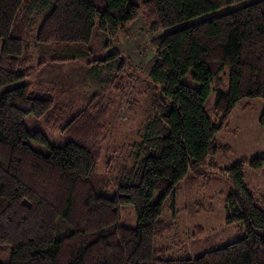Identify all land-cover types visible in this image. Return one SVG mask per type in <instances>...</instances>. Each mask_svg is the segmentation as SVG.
Segmentation results:
<instances>
[{"label": "trees", "instance_id": "obj_1", "mask_svg": "<svg viewBox=\"0 0 264 264\" xmlns=\"http://www.w3.org/2000/svg\"><path fill=\"white\" fill-rule=\"evenodd\" d=\"M243 1L54 0L43 16L42 0H0V87L46 67L34 65L31 51L39 45H87L97 25L111 39L129 38L132 26L143 22L157 33ZM150 43L156 62L149 79L159 94L140 141L131 145V161L112 181H99V190L93 178L114 136L111 117L131 86L123 65L109 92L95 94L75 115L72 104L38 96L30 83L0 95V257L8 253L0 264H264V195L245 183L246 167L264 177V157L217 165L232 151L219 145V136L236 106L264 100V0ZM119 60L116 53L93 63L101 70ZM187 76L200 87L185 84ZM32 116L33 126L65 138L64 145L31 132L25 119ZM259 123L264 128V111ZM207 174L231 185L226 223L244 227L246 235L195 259L168 258L167 249L155 245L179 227L181 184ZM125 206L135 209V227L121 222Z\"/></svg>", "mask_w": 264, "mask_h": 264}, {"label": "rangeland", "instance_id": "obj_2", "mask_svg": "<svg viewBox=\"0 0 264 264\" xmlns=\"http://www.w3.org/2000/svg\"><path fill=\"white\" fill-rule=\"evenodd\" d=\"M260 0H246L220 10L205 14L196 19L184 22L175 27L153 32L142 25H133L129 38L120 35L111 39L105 36L97 25L92 41L87 45L41 46L33 48L31 55L34 65L46 63V67L20 82L0 87V95L26 83L33 86V93L53 99L62 106L72 104L71 115L81 111L89 99L95 94L110 88V83L116 75L117 67L123 65V72L129 87V96L119 102L113 113L112 124L114 136L107 145L103 160L95 173L93 183L99 190L98 183L104 177L112 181L118 169L130 161V150L133 142L140 141L144 123L151 115V105L159 94L155 91L149 79V74L156 62V54L151 49V39L170 32L213 19L223 14L240 9ZM54 0H42L44 15L50 11ZM39 22V26H40ZM38 26V27H39ZM37 27V28H38ZM109 45V46H108ZM2 41L0 40V54ZM120 54V60L115 67L103 65L96 69L98 60H104L113 54ZM56 60H66L55 62ZM183 82L193 87H200L190 76ZM215 93L212 92L210 103H213ZM264 111L262 98L244 99L235 108L230 117L228 127L219 136V145H228L232 151L227 157L220 155L217 165L229 168L243 161H252L264 157V128L259 120ZM27 117L25 123L28 129L45 132L49 140L58 146H63L66 139L51 133L42 126H33L35 122ZM36 127V128H35ZM30 145L38 152L47 155L48 148L34 140ZM114 150H118L113 154ZM245 183L254 194L264 195V177L260 171L246 167ZM113 186L106 194L112 196ZM231 192V185L219 175L199 178H187L178 192V209L181 212L179 227L157 241L156 248L167 249V257L172 259H195L206 252L220 249L245 237V228L240 225H227L224 202ZM158 194L156 195V198ZM163 218L168 220L169 215ZM121 222L129 227L137 223L133 206H125L121 210ZM261 234L264 232L260 231ZM8 253H3L0 259H5ZM2 261V260H0ZM6 264V261L3 262Z\"/></svg>", "mask_w": 264, "mask_h": 264}]
</instances>
